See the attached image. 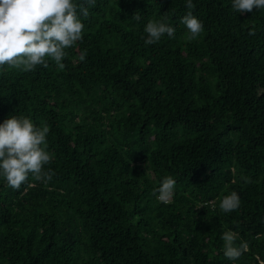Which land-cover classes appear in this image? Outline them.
I'll return each mask as SVG.
<instances>
[{
  "label": "trees",
  "instance_id": "trees-1",
  "mask_svg": "<svg viewBox=\"0 0 264 264\" xmlns=\"http://www.w3.org/2000/svg\"><path fill=\"white\" fill-rule=\"evenodd\" d=\"M192 2L203 24L192 41L186 0H95L63 70L0 69V123L46 124L55 173L19 190L0 177V264L264 261V9ZM150 20L174 37L146 45ZM167 176L174 195L161 203ZM233 191L239 208L222 212ZM229 230L249 246L235 261Z\"/></svg>",
  "mask_w": 264,
  "mask_h": 264
},
{
  "label": "clouds",
  "instance_id": "clouds-1",
  "mask_svg": "<svg viewBox=\"0 0 264 264\" xmlns=\"http://www.w3.org/2000/svg\"><path fill=\"white\" fill-rule=\"evenodd\" d=\"M94 2L0 0V69L7 66L30 72L38 65L47 68L50 59L63 70L65 64L62 60L67 56L65 49L83 40L85 25L81 16L84 19L89 16L85 5ZM186 7L189 11L180 23L188 31L186 39L192 41L203 31V24L191 11L195 7L192 0H186ZM232 8L240 14L251 13L253 9H264V0H232ZM134 19L139 20L140 16L135 14ZM144 31L147 34L146 45L157 43L164 34L170 38L175 34V28L163 20H150ZM249 35H255V32L250 31ZM85 58L86 50L79 55L80 61ZM49 130L46 124L37 127L31 119L23 116H10L0 123V177L6 180L9 187L19 190L22 185L28 184L30 175L35 181H51L55 173L51 169L45 170V165L53 160L52 154L46 150ZM244 182L250 183L251 180L245 177ZM175 184L176 181L167 176L154 189L153 195L159 202L168 203L174 195ZM239 206L240 196L235 191L223 196L219 203L220 210L225 213ZM237 237L238 234L231 230L221 237L223 255L229 260L235 261L249 250L246 241L236 246Z\"/></svg>",
  "mask_w": 264,
  "mask_h": 264
}]
</instances>
